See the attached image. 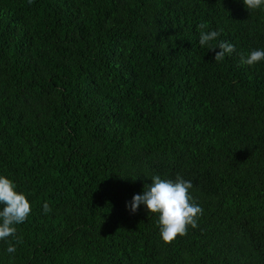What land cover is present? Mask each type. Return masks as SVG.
<instances>
[{
	"label": "trees",
	"instance_id": "obj_1",
	"mask_svg": "<svg viewBox=\"0 0 264 264\" xmlns=\"http://www.w3.org/2000/svg\"><path fill=\"white\" fill-rule=\"evenodd\" d=\"M220 41L236 51L215 62ZM254 49L264 9L242 0H0V174L33 204L0 264H264ZM152 175L190 180L203 209L171 243L126 210Z\"/></svg>",
	"mask_w": 264,
	"mask_h": 264
},
{
	"label": "clouds",
	"instance_id": "obj_2",
	"mask_svg": "<svg viewBox=\"0 0 264 264\" xmlns=\"http://www.w3.org/2000/svg\"><path fill=\"white\" fill-rule=\"evenodd\" d=\"M246 9L256 11L264 9V0H242ZM199 45L209 47L217 41L221 32L209 30L208 25L201 23L198 26ZM215 62L221 61L225 55L236 51V45L220 41ZM241 63L254 66L264 62V49H254L247 54H240ZM148 177V176H146ZM152 183L146 185L142 193L133 195L126 204V210L135 215L143 206L150 218L157 217L160 237L163 242L171 243L177 237L184 236L188 227L196 228L198 218L203 214V209L195 202L191 195L193 183L177 176L175 180L163 179L159 175L148 177ZM30 193L19 189V185L7 175L0 174V241L8 244L5 249L12 255L17 251L16 244L22 243L17 236V226L24 224L31 215L33 204L29 200ZM44 213L51 211L48 203L43 204ZM9 238H12L10 240ZM15 241V243H13Z\"/></svg>",
	"mask_w": 264,
	"mask_h": 264
}]
</instances>
